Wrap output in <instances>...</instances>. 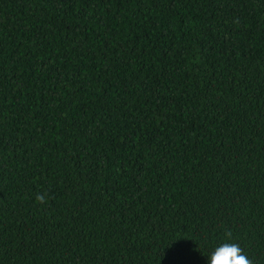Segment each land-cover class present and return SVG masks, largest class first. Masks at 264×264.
Segmentation results:
<instances>
[{
    "label": "trees",
    "instance_id": "16d2710c",
    "mask_svg": "<svg viewBox=\"0 0 264 264\" xmlns=\"http://www.w3.org/2000/svg\"><path fill=\"white\" fill-rule=\"evenodd\" d=\"M224 243L264 264V0H0V264Z\"/></svg>",
    "mask_w": 264,
    "mask_h": 264
},
{
    "label": "clouds",
    "instance_id": "9594fccd",
    "mask_svg": "<svg viewBox=\"0 0 264 264\" xmlns=\"http://www.w3.org/2000/svg\"><path fill=\"white\" fill-rule=\"evenodd\" d=\"M47 193L36 194V200L39 203L46 202ZM225 235L231 238L232 232L226 230ZM208 264H253L252 260L244 253L243 249L237 243H224L211 253Z\"/></svg>",
    "mask_w": 264,
    "mask_h": 264
}]
</instances>
